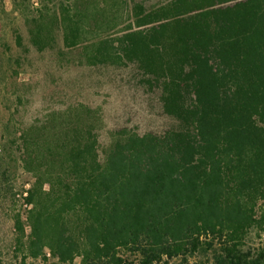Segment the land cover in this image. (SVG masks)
Here are the masks:
<instances>
[{
	"label": "trees",
	"instance_id": "trees-1",
	"mask_svg": "<svg viewBox=\"0 0 264 264\" xmlns=\"http://www.w3.org/2000/svg\"><path fill=\"white\" fill-rule=\"evenodd\" d=\"M40 1L22 53L60 39L77 66L126 69L165 124L102 142L79 94L14 86L10 264H264V0Z\"/></svg>",
	"mask_w": 264,
	"mask_h": 264
},
{
	"label": "rangeland",
	"instance_id": "rangeland-1",
	"mask_svg": "<svg viewBox=\"0 0 264 264\" xmlns=\"http://www.w3.org/2000/svg\"><path fill=\"white\" fill-rule=\"evenodd\" d=\"M56 2L49 4L53 8ZM40 0H0V264H10L12 257V211L26 208L22 201L23 174L19 167L17 152L8 147L13 135L8 112L12 109L14 86L33 85L36 94L64 91L79 94L84 101L98 108L101 129L100 140L104 142L105 130L118 127L135 128L137 131L158 129L165 124L155 101L148 100L139 88L131 85L126 69L113 67L87 68L75 65L78 49H65L60 39L53 50L22 53L14 44L13 30L20 33L25 42L23 18L36 13ZM20 56V65L14 57ZM12 70H16L15 75ZM34 102L29 109H34ZM261 236L250 231L246 238L249 247H256ZM173 264H212L210 256L200 252L188 258L186 263L175 260Z\"/></svg>",
	"mask_w": 264,
	"mask_h": 264
},
{
	"label": "built area",
	"instance_id": "built-area-1",
	"mask_svg": "<svg viewBox=\"0 0 264 264\" xmlns=\"http://www.w3.org/2000/svg\"><path fill=\"white\" fill-rule=\"evenodd\" d=\"M22 195H23V196L25 195V192H24V191L22 192ZM24 206H26V205L24 204Z\"/></svg>",
	"mask_w": 264,
	"mask_h": 264
}]
</instances>
